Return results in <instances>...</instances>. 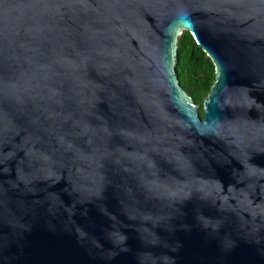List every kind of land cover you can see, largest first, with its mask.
<instances>
[{"label": "water", "instance_id": "1", "mask_svg": "<svg viewBox=\"0 0 264 264\" xmlns=\"http://www.w3.org/2000/svg\"><path fill=\"white\" fill-rule=\"evenodd\" d=\"M0 264H264V0H0Z\"/></svg>", "mask_w": 264, "mask_h": 264}, {"label": "trees", "instance_id": "2", "mask_svg": "<svg viewBox=\"0 0 264 264\" xmlns=\"http://www.w3.org/2000/svg\"><path fill=\"white\" fill-rule=\"evenodd\" d=\"M178 56V79L183 89L200 107L203 119V104L215 83V66L187 32L179 38Z\"/></svg>", "mask_w": 264, "mask_h": 264}]
</instances>
